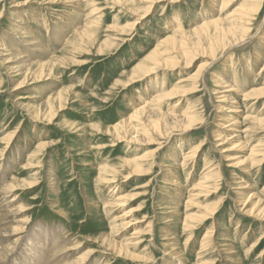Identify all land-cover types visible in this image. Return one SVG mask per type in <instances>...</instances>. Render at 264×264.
<instances>
[{
    "label": "rangeland",
    "instance_id": "374dc122",
    "mask_svg": "<svg viewBox=\"0 0 264 264\" xmlns=\"http://www.w3.org/2000/svg\"><path fill=\"white\" fill-rule=\"evenodd\" d=\"M38 1L0 0L4 44L16 43L8 33L15 3L23 4L15 9V19L28 9L34 15L44 13L48 22L57 21ZM60 1L59 6L69 9L67 0ZM170 1L82 0L83 31L73 34L66 28L71 23L58 21L53 25L57 32L46 35L45 30L39 35L44 47L30 57L40 61L30 66L33 70L57 64L56 77L46 71L50 79L13 91L27 71L19 56L25 51L19 45L14 48L20 52L11 51L13 61L5 65L9 70L0 66V189L13 186L12 196L18 195L11 207H0V257L14 247L18 236L41 233L47 249L59 245L43 253L48 256L45 264L75 263L89 250L98 251L90 264H212L213 260L217 264L218 259V264H235L222 260L226 255L218 252L229 247L234 255L229 259L237 263L264 264V0ZM259 4L245 36H230V44L216 48L211 56L202 55L203 47L209 52L215 44L203 41L213 28L197 26L209 19L227 25ZM182 18L183 30L177 32L174 28ZM90 32L95 35L85 38ZM174 44L190 62L172 52ZM156 48L157 56L178 58L179 67L127 86L130 76L139 72L135 66L150 64L149 54ZM16 68L21 73L13 77ZM92 78L104 87L94 88ZM182 78L186 81L179 91L185 95L177 98L179 107L170 104L177 102L175 98L143 108L155 92L172 89ZM230 84L233 91L224 92ZM253 90L258 95L251 96ZM32 94L42 98H18ZM157 107L164 117L157 131L137 126ZM32 113L41 119L35 120ZM175 113L180 119L190 115L194 125L170 129ZM118 123L132 128L117 135ZM13 133L6 145L2 138ZM120 137L123 142H118ZM39 141L52 145L37 146ZM193 148L199 154L186 157L184 153ZM205 164L212 176L209 184L197 197L189 196ZM103 165L115 174L117 192H112L114 185L101 183ZM170 168H174L171 174ZM172 174L182 186L177 192L164 183ZM253 191L254 204L262 210L254 217L248 212L253 202L247 199ZM121 193L124 202L115 205ZM205 214V220L199 218ZM212 231L214 249L201 253L199 244ZM259 238L262 243L250 252ZM111 242L125 245L127 254L116 257L107 251ZM106 251L112 255L104 260L100 254ZM27 252L14 256L10 264H38L35 260L44 264Z\"/></svg>",
    "mask_w": 264,
    "mask_h": 264
},
{
    "label": "bare ground",
    "instance_id": "6f19581e",
    "mask_svg": "<svg viewBox=\"0 0 264 264\" xmlns=\"http://www.w3.org/2000/svg\"><path fill=\"white\" fill-rule=\"evenodd\" d=\"M81 1L80 0H67L66 3L69 6L68 8L69 9H75V10H69V9H67V7L59 6V4L61 3L60 0H39L38 2H36V3L40 4V5H42V8L46 9L47 11H49V13L52 15V17L53 16L55 17V19L57 20L55 22H48L49 17H48V19L45 18L44 13L34 15V14L30 13L28 11V9H25L26 11L23 12L21 18L15 19V18H13V14H14L15 9H18V7L22 6L23 4L15 3V4H13L11 6V9H13V10L11 12H9V16H10L9 19H13V23L11 22V25H10L8 33H10L12 36H14L13 38L16 39V43L13 42V40H10L14 45L13 44L6 45V44H4L5 39H4V41L0 40V66L4 65L3 67H5V65L7 66L8 64H10L13 61L12 60V56H11V51H16V54L20 52L17 48H14L17 45H19L18 47L20 49H21V47H22V49H24L25 52L24 53H20L19 56H20V58L24 59L23 60L24 63H27L26 64L27 65V69H26L27 71L24 72L25 73L24 74L25 75L24 80H22L21 82L16 84L14 86L13 91H18L20 88H22V87H24L26 85H32V84L38 83V82H40L42 80L50 79L51 78L50 74H45L44 75V73L46 71H48L49 73L53 74L54 77H56L54 72L56 70L55 67L57 66V64H52L51 65L52 67H49L48 69L47 68L45 69L43 66H39L37 69L33 70V69H31L30 66L34 65L36 63H39L40 61L39 60H31L30 57L34 56V54L37 53V52H41V50L44 47V44L41 43V39H40L39 35L42 32H44L45 30H46V35H49L50 33H53V31L57 32L56 28L53 25H57L56 23L58 21L65 22V23H71L66 28L69 29L70 31H74L73 34L74 33H81L83 31L84 27L79 22L80 19H81V14H80ZM116 1H119V0H116ZM178 1L179 0H171L170 2H178ZM27 2L28 1L23 2V3L26 4ZM260 8H261V4H259L257 6V8H248L247 10H245L241 14L240 17H236V18L232 19L230 22H228L227 25H223L222 26V24H218V23L221 22V20H219V19H214V20L213 19H209L208 21H205L201 25L197 26L196 28H199L201 26H205L207 28H208V26H210V27L213 28V30H211V31L208 30V32L206 34H204L203 41L208 42V43L214 42L215 44L212 47L209 48V52L203 47V49L201 51L202 55L205 54V55L211 56L212 54L215 53L216 48H218V47L223 48V47L227 46L228 44H230L231 43L230 36H231V38H236L237 35H239L240 37L245 36L246 33H248L249 30H250L251 16L253 17L255 15V13H257V11ZM2 14H3V12L0 14V19L2 17ZM29 16L30 17L32 16V17H31L30 22L27 23L26 19L30 18ZM139 20L143 21V17H141ZM27 24H29L30 27L29 26L26 27ZM174 30H177V32L182 31L183 30L182 24H178L177 26H175ZM94 35H95V32H90L88 34H85L84 36H85V38H89V37L94 36ZM15 36L16 37L18 36V37L21 38V39H19V42H18L17 38H15ZM171 50H172L173 53L180 54L179 58L183 59L185 61V63H188V62L191 61V59L186 56V52H184L183 50L180 49V45L179 44H174ZM157 52H158V48L154 49L153 52H151L149 54L150 57H152L150 64H146L145 66H142V65L135 66V67H137L136 71L139 70V72L135 73L136 72L135 71L134 72L135 74H132L130 76V80L128 81V83H126L127 86L137 82L138 80H140V79H142L144 77H147L150 74L159 73V72H162L163 70H166V69L174 70L177 67H179V64L181 62L179 61L178 58L170 56L169 54H167L165 56H157V55H155ZM5 68L7 69V67H5ZM7 70H9V69H7ZM12 72L15 73V74H12L13 77H16L17 75H19L21 73L17 68L15 69V71H12ZM28 79H31L33 81L28 83L27 82ZM219 79L222 80L221 78H219ZM184 81H186V79L182 78L180 81L177 82L178 84L176 86H174L170 90H166V89L158 90L157 92H155V94L153 95L152 99L147 102L148 106L145 105V106H143V108H148L151 105H161L162 103L169 102V101H171V100H173L175 98L177 99L181 95L184 96L185 94L183 92H185V91L184 90L183 91H179L180 89H183L181 87H182V84H183ZM225 83L226 82H224L223 84H225ZM193 87H195V86H193ZM232 87H233V85L230 84L229 87H227L228 89H226V91H224V92L233 91ZM59 93L60 92H58L56 94V96H55V99H56L57 102H59V100L62 98V97H60L62 94H59ZM252 93L253 94L251 96L258 95V91H256V90H253ZM224 96L225 95H223V98H226V99L228 98V97H224ZM246 96H247V94H246ZM23 97L28 98V99L29 98H31V99L42 98L40 95L38 96V94H32L31 96H21V95L18 96V98H23ZM170 104L172 106H176V107L178 106L179 107L178 99H177V102H173V103H170ZM59 105L60 104H58V106ZM33 106H35V105H32V107ZM24 107L27 109L28 105L25 104ZM159 108L160 107L155 108L156 110L155 109L150 110L149 116L146 119L140 121V123L137 126H139L140 128H143V130L148 131L150 133H154L155 131H157L159 129L160 125H162V121H163V118H164L162 116V114H161L162 112H158L157 111V110H159ZM185 112H187V111H185ZM228 113L229 114L232 113L231 109L228 111ZM170 114L172 115L173 113H170ZM32 115L33 116L35 115V117H34L35 120L41 119V117L39 115L36 116V114H33V113H32ZM229 116L232 117V114L229 115ZM155 118H156V120H155ZM170 118L172 120L171 123L168 122L170 124V125H168V127L170 129L176 130V129H178V127L180 125H182V126L184 125L186 128H189L190 126L194 125V122L192 121L193 118L190 115H188V118H184V119H180L179 116H177V114L171 116ZM130 128H132L130 125L129 126H123V125H120V123H118L116 125V128H115V133L118 135V134H120V132L127 131ZM173 134H175V133L173 132L170 135H173ZM221 136H222V134L219 133V135L217 137L219 139H221ZM4 137L5 138H2V139L4 140L5 144L7 145L13 139L14 133H13L12 136H9V137L4 136ZM222 138L224 139L225 137H222ZM27 139H30V138L27 137ZM123 141H124L123 137L118 138V142H123ZM164 142L165 141H162L159 144V146L161 147ZM42 145L45 148V147L51 146L52 144H50V142H46V141H39L38 144H37V146H42ZM9 147L11 148L10 145L6 146L7 149ZM199 152H200L199 149L193 148V149H190L187 152H185L184 155H186V157L192 156L194 158L196 155L199 154ZM38 154H39V151H38ZM30 155L33 156L34 154H30ZM0 157L2 158V155H0ZM186 157L182 159L183 160V164H185V161L187 159ZM0 161H1V159H0ZM192 162H194V160ZM1 165H2V163H1ZM207 165L208 164L204 165L205 172H206V170H209V168H210ZM170 167H172V166H170ZM100 168H101L100 171L102 173L101 178H100L101 183L106 184V185H114V187H112L113 188L112 192H117L118 184L115 182L116 181L115 180L116 177H115V174L113 173V171H111L106 165H103ZM136 168H138V166H136L135 169ZM172 169H174V168H170L169 169L170 174H171ZM205 172H204L203 175H201V176L199 175V178L197 179V181L192 185L191 189H189V193H190L189 196L193 195V197H197L201 192L204 191L203 188H206L208 186L209 179H211L212 176L209 174L210 171H207L206 173ZM166 180L167 181H164L165 184H167L168 186L170 185L172 188L176 187L173 190L175 192H177V190L179 191V189H177V188H181L182 187V186H180V183H179V177L176 176V174H174V175L172 174V177L170 179L167 178ZM35 185H37V184H34L31 187H33ZM165 188L166 189H164V190L172 189L170 187H165ZM15 190L16 189L13 188V186H7L6 184H5L4 187H2L0 189V207H2V206L3 207H6V206L7 207H11L12 203L17 199V196H18V195L17 196H12L13 192H15ZM124 198H125V195L123 193H121L113 201V203L115 205H119L120 206L124 202ZM248 198H249V200H251L253 202V205H254L251 209L248 210L249 214H251L252 217H254L256 215L259 216V214H260V212L262 210H260V207H259L260 205L254 204V202H256L255 201L256 193L254 191L251 192V193H248L247 194V199ZM245 200H246V198H245ZM213 210L214 209H212L210 214H212V213L214 214ZM207 217H208L207 214H205V215H203V216H201L199 218L202 219V220H205ZM190 218L192 219V216H190ZM232 221H233V219L230 217L229 222H232ZM187 222H189V219H187ZM240 228H241V225H240V223H238L237 227L235 229V232L238 233ZM185 229L189 230L190 226L185 225ZM15 235H17V234H15ZM40 235H41V233L38 234V235L31 234L29 236L30 238L28 236H26V235L24 237L18 236L17 239L15 240L16 243H15L14 247L10 251H8L4 256L0 257V264H10V261H12V258L14 256L18 258L21 254L26 253L27 251L29 253H31L30 257L32 256L35 259L38 258V259H40V261H43V263H44L45 259L48 256L46 257V255L44 254L45 257H46V258H44L43 253L47 252L49 249H51L54 244L52 245V247L47 249L46 246L43 245L42 241L40 240ZM206 236H209L208 237L209 239L207 237H204V239L201 240V242L199 244V246H200L199 250H200L201 253L206 251L208 249V247H209V249H214L213 246H210L213 243V241H214V239L212 237L213 236V231L208 233V235H206ZM53 237H56V236L53 235ZM260 243H262V239L261 238H259L256 241L255 244H252L250 246L249 251L250 252L253 251L254 247H257L258 245H260ZM58 244H60V243H58ZM55 246H59V245L55 244L54 247ZM54 247H53V249H55ZM105 247H107L106 248L107 251L113 252V254H115L116 257L127 254L126 251H125V248H126L125 245H118V244L116 245L115 242H111ZM231 249H232L231 247H229V249L225 248L223 250H221V248L218 249V252L220 253V255H226L225 258L222 257V260L233 262L235 264H240V263H237V262L233 261V259H229V258H232L234 256L232 254V250ZM107 251L106 252H102L100 254L101 256L105 257L104 260L107 259V257H109V255H112L111 252H107ZM28 252H27V254H28ZM96 252H98V251L89 250V253H87L85 259H81L80 261L75 262V263L65 262L64 264H86V263L90 264L92 259H93L94 254ZM229 254H231V255H229ZM27 261H29V260H27ZM35 261L39 264V260H35ZM216 261H217V264H218L220 259H218ZM214 262H215V260H213L212 264H214ZM204 263L205 264H209L207 261H205ZM53 264H55V262ZM107 264H111V263H107Z\"/></svg>",
    "mask_w": 264,
    "mask_h": 264
},
{
    "label": "crops",
    "instance_id": "0c3cea01",
    "mask_svg": "<svg viewBox=\"0 0 264 264\" xmlns=\"http://www.w3.org/2000/svg\"><path fill=\"white\" fill-rule=\"evenodd\" d=\"M186 15V14H185ZM189 18V17H188ZM188 18H186V20L188 19ZM181 24L183 25V22H184V18H182L181 19ZM132 54H133V52H132ZM124 63V62H123ZM93 80L90 82V84L91 85H93L94 86V88L96 87V86H99V85H101V86H103L104 87V83L103 82H101V83H97L96 82V80H94V78H92ZM87 81H90V80H87ZM85 88H88V87H85ZM85 88H83V89H85ZM89 89V88H88ZM82 90V89H81ZM251 240H252V238L250 239V242H251ZM249 244V243H248ZM247 246V245H246Z\"/></svg>",
    "mask_w": 264,
    "mask_h": 264
}]
</instances>
